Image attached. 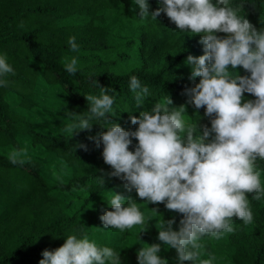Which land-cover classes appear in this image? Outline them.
Instances as JSON below:
<instances>
[{
    "label": "trees",
    "instance_id": "16d2710c",
    "mask_svg": "<svg viewBox=\"0 0 264 264\" xmlns=\"http://www.w3.org/2000/svg\"><path fill=\"white\" fill-rule=\"evenodd\" d=\"M231 2L244 4L241 14L258 30L264 29V0ZM148 3L150 14L161 6L160 0ZM139 12L134 0H0V56H6L15 72L3 78L8 86L0 87V264H39L44 250L54 251L72 234L78 238L87 234L99 246L125 248L129 254L120 252L121 257H131L138 264L142 244H162L156 229L162 219L175 218L173 229H179L182 214L168 210L163 203L148 204L138 196L135 201L148 222L145 232L139 234L138 226L124 233L104 228L100 217L112 210L111 195L126 198L129 193L124 181L107 175L112 169L104 162L103 145L98 143L99 134L107 129L93 122L90 130L70 137L64 132H48L45 124L30 119L32 114L37 118L38 87L47 91L56 87L62 93L64 100L53 117L64 127L73 121L72 115L88 112L85 96H98L99 87H105L115 95L116 115L109 119L124 130L135 131L138 125L130 117H139L165 96L172 100V107L185 106L191 122L210 128L205 109L197 110L185 94V88L200 79H190L192 66L186 63L189 55H203L200 36L179 32L163 13L156 20H142ZM70 37H75L79 51L71 49ZM66 57L78 59L75 74L65 70ZM237 72L250 76L242 67ZM133 75L150 93L139 107L129 88ZM244 100L255 97L244 93ZM136 141L133 138L129 150H135ZM13 147L27 148L37 156L24 165H13L8 160ZM47 159L58 164L53 173L44 168ZM258 163L264 170V161ZM53 177L57 179L50 180ZM73 193L84 196L90 214L69 213ZM249 200L253 211L250 235L243 232L246 224L234 220V233L240 238L234 239L232 234L220 240L204 237L203 259L212 254L217 257L215 264H264V206L256 209ZM154 208L158 213H153ZM159 255L168 264H178L175 249L162 244Z\"/></svg>",
    "mask_w": 264,
    "mask_h": 264
},
{
    "label": "clouds",
    "instance_id": "9594fccd",
    "mask_svg": "<svg viewBox=\"0 0 264 264\" xmlns=\"http://www.w3.org/2000/svg\"><path fill=\"white\" fill-rule=\"evenodd\" d=\"M134 4L142 20H156L163 13L179 32L200 36L203 55H189L186 60L192 66L190 79H200L186 87L185 94L197 110L205 109L211 127L191 122L185 106L172 107V100L165 96L139 117H130L138 125L135 131L124 130L109 119L116 115L114 90L99 87L98 96H85L88 112L72 115L64 131L71 137L90 130L93 122L106 128L98 143L112 169L107 175L124 181L127 191L135 190L140 200L163 203L182 214L178 230L173 229L175 218L159 222L158 240L167 249H175L178 264H215V255L202 258V239L220 240L234 233V220L251 224L249 195L256 201L264 197V170L258 163L264 161V29L258 30L241 14L244 4L234 5L231 0H160L161 6L151 14L148 0H134ZM69 45L79 51L75 37L69 38ZM238 67L250 76L238 74ZM64 68L75 74L78 59L66 57ZM8 74L15 75L14 69L6 56H0V87L8 86L3 79ZM129 88L137 107L142 106L149 88L135 75ZM244 93L255 100L245 101ZM133 138L138 144L131 151ZM79 146L87 150L86 145ZM29 159L27 148L13 147L8 153L13 165H24ZM108 203L112 210L100 217L104 228L124 233L138 226L139 234L147 230L145 214L131 197L113 193ZM152 211L158 213L155 208ZM162 244H142L138 264H168L159 255ZM121 249L99 246L87 234L82 238L72 234L54 251L44 250L39 264H122Z\"/></svg>",
    "mask_w": 264,
    "mask_h": 264
},
{
    "label": "rangeland",
    "instance_id": "374dc122",
    "mask_svg": "<svg viewBox=\"0 0 264 264\" xmlns=\"http://www.w3.org/2000/svg\"><path fill=\"white\" fill-rule=\"evenodd\" d=\"M48 90L49 91L42 89L41 87H38V89L36 90L35 100H36L38 110H35V112L37 113V118H34V116L32 114L31 115L32 117H30V119L32 121H36L35 123H37V124H40V125L45 124L44 128L46 130H48V132H51V133H59L60 132V134H63L61 132H64V134H67V132L64 131V129H65L64 123L57 121L53 117L56 110L60 107L61 102L64 100L63 95H62V93H60V91L56 87L55 88H49ZM9 101H10L12 107H14L15 100L10 97ZM39 118H40V120H42V122L39 121ZM133 144L136 146L138 144V142L136 141ZM27 156L30 159H33V157L37 156V155H35V153H32V152H27ZM35 158L40 159L41 157L39 156V157H35ZM45 162L48 165V167L46 165L44 166V168L46 170L51 169L52 173L54 170L55 171L57 170L58 164L56 163V161H52V160L50 161L47 159V161L45 160ZM57 174L60 175L59 172H57ZM56 179L57 178L53 177L50 180H56ZM262 181H264V172H262ZM83 197L84 196L82 194L77 195L75 193H73L72 195L69 196V198L71 199V202H72L71 207L69 209V213H71L73 211H78L82 215L90 214V213H88V209L85 205L86 203H83ZM249 198L251 199L252 203L256 206V209L257 208L260 209L264 206V197H262L261 200H259V201L253 200L251 195H249ZM251 228H252V224H247L245 226L243 232L246 236L250 235ZM231 234H232L234 239L240 238V234H238V233H231ZM130 249L134 250V247H132ZM125 250H126L125 248L121 249L120 252L122 254H124V253L129 254V252L125 251ZM121 261H122V264H135L134 261L132 260V258L127 257L126 255H122Z\"/></svg>",
    "mask_w": 264,
    "mask_h": 264
},
{
    "label": "crops",
    "instance_id": "0c3cea01",
    "mask_svg": "<svg viewBox=\"0 0 264 264\" xmlns=\"http://www.w3.org/2000/svg\"><path fill=\"white\" fill-rule=\"evenodd\" d=\"M131 197L133 200H135L137 198V194L135 192V190L131 191L128 193V195L126 196V198Z\"/></svg>",
    "mask_w": 264,
    "mask_h": 264
}]
</instances>
